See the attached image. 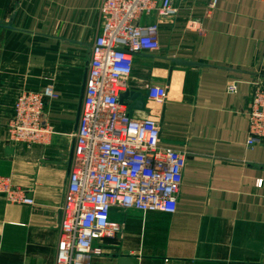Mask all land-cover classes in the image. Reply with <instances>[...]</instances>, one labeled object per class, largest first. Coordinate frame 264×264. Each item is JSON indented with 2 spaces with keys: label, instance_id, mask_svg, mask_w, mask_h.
<instances>
[{
  "label": "crops",
  "instance_id": "0c3cea01",
  "mask_svg": "<svg viewBox=\"0 0 264 264\" xmlns=\"http://www.w3.org/2000/svg\"><path fill=\"white\" fill-rule=\"evenodd\" d=\"M172 1L176 16L140 18L159 23L160 51L134 55L127 85L147 96L131 116L157 121L160 146L185 154L178 208L114 207L122 230L95 243L102 253L92 264H264V144L247 146L252 83H264V0H219L208 17L210 0ZM101 4L0 0V178L34 201L13 204L0 194V264H56ZM191 19H202L204 37L186 29ZM234 81L239 91L229 94ZM149 86L167 88L164 103L148 99ZM46 88L56 95L44 115L50 135L31 148L9 144L18 98Z\"/></svg>",
  "mask_w": 264,
  "mask_h": 264
},
{
  "label": "built area",
  "instance_id": "2783aa9c",
  "mask_svg": "<svg viewBox=\"0 0 264 264\" xmlns=\"http://www.w3.org/2000/svg\"><path fill=\"white\" fill-rule=\"evenodd\" d=\"M218 1L210 0L207 17ZM153 12L168 18L176 16L178 8L172 0H102L101 31L92 48L69 184L61 207L56 264H92L102 253L95 243L115 239L122 230L111 218L116 206L142 212L177 211L185 154L162 148L159 123L133 118L128 106L120 103L121 95L129 91L134 55L160 51L159 23H139L142 16ZM186 29L201 37L206 34L202 19L189 20ZM239 84L230 83L227 92L237 94ZM167 95L165 86L148 87L150 101L162 104ZM55 97L52 88L22 94L7 126L8 143L28 148L44 143L51 133L42 124L46 102ZM247 116V146L264 144L261 80L252 83ZM0 194L13 204L34 203L6 178H0Z\"/></svg>",
  "mask_w": 264,
  "mask_h": 264
},
{
  "label": "water",
  "instance_id": "95a60500",
  "mask_svg": "<svg viewBox=\"0 0 264 264\" xmlns=\"http://www.w3.org/2000/svg\"><path fill=\"white\" fill-rule=\"evenodd\" d=\"M178 65L182 66H198V64H193L189 62L184 61H176ZM126 101H129L130 104H127L129 107V113L132 115L133 111L135 110H144L147 105V96H142L140 93H136L133 91H128L121 95L120 103H125ZM46 123V116H43V125ZM74 157V151L71 155V164ZM62 218V212L60 214ZM121 264H139L137 259H124Z\"/></svg>",
  "mask_w": 264,
  "mask_h": 264
}]
</instances>
